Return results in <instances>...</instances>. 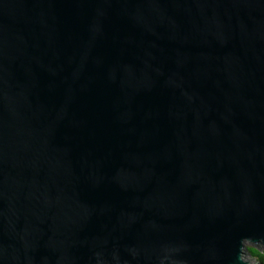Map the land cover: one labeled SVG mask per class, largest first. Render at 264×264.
<instances>
[{"label": "water", "instance_id": "1", "mask_svg": "<svg viewBox=\"0 0 264 264\" xmlns=\"http://www.w3.org/2000/svg\"><path fill=\"white\" fill-rule=\"evenodd\" d=\"M247 243L264 0H0V264H252Z\"/></svg>", "mask_w": 264, "mask_h": 264}, {"label": "trees", "instance_id": "2", "mask_svg": "<svg viewBox=\"0 0 264 264\" xmlns=\"http://www.w3.org/2000/svg\"><path fill=\"white\" fill-rule=\"evenodd\" d=\"M245 253L251 256L254 261H259L260 264H264V248L247 245Z\"/></svg>", "mask_w": 264, "mask_h": 264}, {"label": "rangeland", "instance_id": "3", "mask_svg": "<svg viewBox=\"0 0 264 264\" xmlns=\"http://www.w3.org/2000/svg\"><path fill=\"white\" fill-rule=\"evenodd\" d=\"M247 245H250V244L247 243ZM260 248H262V247H260ZM244 254H245L246 260H248L250 263L253 264L255 262L254 259L251 256H249L247 253H244Z\"/></svg>", "mask_w": 264, "mask_h": 264}]
</instances>
